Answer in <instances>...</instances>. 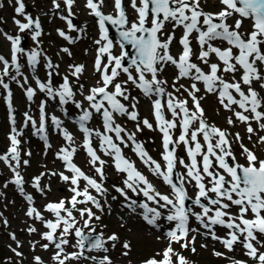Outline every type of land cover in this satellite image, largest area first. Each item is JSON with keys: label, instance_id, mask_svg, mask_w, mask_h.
Wrapping results in <instances>:
<instances>
[{"label": "snow or ice", "instance_id": "obj_1", "mask_svg": "<svg viewBox=\"0 0 264 264\" xmlns=\"http://www.w3.org/2000/svg\"><path fill=\"white\" fill-rule=\"evenodd\" d=\"M7 2L14 3L16 16L23 17L24 22L13 17L19 32H31V38L38 47L37 38L42 34L39 19L26 13L24 0ZM74 3L75 0H63L68 16H61V19L67 21L69 29L83 32V29H76L69 19ZM204 4L205 0H85V7L95 18L98 28V38L93 41L97 46L93 67L99 73L95 85L86 90L83 84L77 88L70 80V76L79 80L85 71L83 64L69 65V75L63 76L62 83L56 86L52 77L59 74L56 72L59 65L45 56L48 71L46 79L41 80L35 75L41 52L37 48L25 50L19 34L0 32L9 42V55L0 54V88L6 93L4 98L10 125L9 146L0 154V162L12 173L4 187L9 183L15 185L27 201L25 215L44 225L46 230L40 233V237L46 243L39 246L44 250L50 246L54 249L51 256L54 264H83L84 261L114 264L109 253L118 244L125 257L132 250L130 241H122L116 233H97L93 223L101 220L93 209L103 212L101 201L106 203L108 195L104 186L108 161L101 154L110 158L117 173L123 174V186L113 185V188L124 198L130 212L136 214L137 209L141 210L138 214L143 221L155 229L160 228V220L170 225L157 237L167 241L166 247L143 259L140 264H190L173 245L178 244L180 249H190L195 253L196 235L210 236L228 252H234V246L239 244L252 264H264V158L246 146L237 132L233 138L239 143L245 163L238 162L230 139L232 134L209 124L201 104L206 95H215L219 105L232 113L227 123L230 126L236 123L244 125L248 139L252 140L256 135V144L264 145V135L257 132V128L264 132V0H216L213 7L218 10L214 12L205 11ZM52 5L53 9H61L59 0H52ZM3 7L4 3L0 2V8ZM106 7H110L111 11L105 12ZM109 25L117 29L119 41L116 44L109 37ZM168 25H171V31L166 32ZM177 29L182 33L178 40L180 48L173 54L171 45L177 39ZM58 34L69 43L75 42V38L63 30H58ZM117 45L119 54L113 51ZM127 46L135 50L134 56L126 50ZM61 51L72 55L66 47ZM21 57L26 58L33 72L35 88L23 71ZM169 66L176 69V76L170 85L172 91H168V81L160 78ZM122 75L126 77L123 80L119 79ZM181 80L190 83L185 86L180 83ZM12 82L24 90L29 102L39 90L47 98L58 100L65 115V105L73 104L79 110L74 122L82 134L81 144L76 143L74 134L64 127L59 117H49L46 100L38 106V121L28 111L23 114V127L30 124L33 134L45 141L46 149L51 147L47 135L49 119L65 141L55 153L64 171L41 172L32 178L31 186L41 195H45L48 187L41 185L45 176H59L68 185L70 197L44 205V211L52 219L45 218L34 206V197L24 187L26 181L21 168L29 166L30 161L22 159L21 155L23 129L16 127V110L10 88ZM129 83L151 101L155 129L149 119L140 118L139 100L131 94ZM199 85L203 86L205 95H200ZM77 93L82 99H76ZM184 93L187 96L181 99ZM166 112L171 114V119L167 118ZM94 116L100 117V128L89 126ZM118 117L135 122V131H129L118 123ZM253 123L257 127L254 128ZM144 127L162 134L160 161L154 159L136 138V133ZM177 129L178 136L174 135ZM94 138L98 146L94 144ZM180 145L185 148L187 161L176 154ZM127 147H131L153 177L168 186V192L159 191L137 168L136 162L124 154L123 148ZM80 148L86 153L93 175L87 174L74 162ZM24 155L31 157L32 153L29 151ZM178 164L184 172H177ZM189 185L195 189L194 198L189 195ZM129 192L136 197L142 195L144 199H133ZM186 201H191L200 211L187 207ZM233 207L237 210L235 213L232 212ZM0 218L7 227L9 221L3 218V213H0ZM192 218L199 227L191 226ZM217 225L227 229L224 237L216 234L214 229ZM200 228L205 231L201 233ZM27 231L32 234L37 229L29 226ZM9 237L16 247H8L22 264L24 253L18 250L22 244L15 233H9ZM30 243L35 250L39 242ZM69 247L73 250L68 251ZM91 252L97 254L91 255ZM213 255L225 257L224 252L215 250ZM225 258L230 264H248L247 260ZM32 259L33 264H45L40 256H33Z\"/></svg>", "mask_w": 264, "mask_h": 264}, {"label": "rangeland", "instance_id": "obj_2", "mask_svg": "<svg viewBox=\"0 0 264 264\" xmlns=\"http://www.w3.org/2000/svg\"><path fill=\"white\" fill-rule=\"evenodd\" d=\"M35 6H37V10L35 9H27L25 7V11L28 14L29 12L32 13L36 12L37 14L41 15L48 12H55V16L53 18V21H49V16L42 18L43 19V36L39 40V46H34V48H37L38 51L41 52V48L44 49L43 54L41 53V63L39 65L38 73H40V77L45 80L47 77V71L48 69L43 67L46 63L44 57L47 55H50L52 57L53 64L59 65V74L61 80L62 76L67 74L68 67L71 64H75L76 62H82L85 66L84 73L80 76L79 80L72 81L73 85L78 88L79 84H83L85 90L94 86L96 83V80L99 78V73H96L94 70V58L96 55V45L93 43L94 39L98 38V28L96 24V20L94 17H92L89 14V10L85 7V0H75V3L72 7V15L69 17L70 19L74 20L75 22V28L76 29H83V32L75 31L73 29H69L66 24V20L61 19V16H68L67 9L65 5L63 4V0H59V3L61 4V9H53L52 0H24V2H32ZM0 2L4 3V7L0 8V32L5 29L4 32L9 33L7 28L18 30L17 26L13 23V17L16 16V13L14 12V3L9 4L7 0H0ZM43 2V6H40L39 4ZM209 4H215L216 0H205L204 4V10L210 11L211 7ZM52 5V6H50ZM26 6V5H25ZM109 11H111L110 7L108 8ZM129 14L131 15V10L129 9ZM34 16V15H33ZM35 17V16H34ZM16 18L21 19L23 21V17L16 16ZM57 25V34L54 35V27ZM245 27H247V23L245 24ZM58 30H63L67 35L75 38V42L69 43V41L65 40L63 37H61L58 34ZM165 31H171V25L165 28ZM23 34V33H22ZM67 42L69 46L67 47L72 55L69 56L66 53H63L60 50V46L63 47V44ZM117 40H115L116 44ZM4 43L3 38L0 35V44ZM177 48L172 50L173 54H176L179 50V45H176ZM65 48V47H63ZM115 54H119V47L118 45L113 49ZM57 52V53H56ZM77 55L75 57L74 55ZM53 56L57 58V61L54 60ZM74 58L73 63H71V59ZM199 63V61L197 62ZM58 69V68H57ZM64 71V73H61ZM171 71L173 74L168 75L162 73L160 78L165 79L168 81V91H172V88L170 85L172 84L173 79L176 76V70L171 66ZM57 76V75H53ZM29 82L32 87H36L34 84V79L32 78L33 75H29ZM125 76H121L119 79L123 80L125 79ZM53 83L56 86H59V84L56 81L57 78L52 77ZM180 83L184 84L185 86H188L190 81L188 80H181ZM201 87V92H203V86L199 85ZM129 90L131 91V94L133 96H136L139 100L138 103V111L139 116L141 119L147 118L150 122L153 123L154 129H155V120L152 115V111L150 109V100L143 96V94L136 89L131 83L128 85ZM13 92L16 96V102L13 103V106L15 108V115L16 120L24 119V113L28 111L33 117L35 116V103H29L26 99V96L23 92L19 91L15 87H13ZM200 95H205V93H200ZM187 94L184 93L182 95L183 98H186ZM45 94H40L39 90H37L36 93V99L39 100L41 98H44ZM76 99L80 100L82 97L77 93ZM206 100V101H205ZM205 100L201 101L202 107L205 110V119L209 124H214L217 127H220L221 129H226L231 136L234 137V134L236 132H240L241 136L244 137L245 142L248 139V133L246 132L245 126L236 123L233 126H230L227 123V118L232 115V113L225 111L222 109V107L219 105L217 98L215 95H206ZM85 107H87V102L84 104ZM189 107H191V100L189 99ZM8 117V116H7ZM117 122L124 124L126 128H128L130 131H135V122L128 120L126 117H118ZM1 125V123H0ZM16 127L19 129V123H17ZM253 127H257L255 123H253ZM235 131V133H233ZM10 132V125L9 121L7 120L6 125L3 126L0 132V154H3L6 150V146L8 145V133ZM257 132L259 135H264V132H261L257 128ZM174 135H179V129L175 130ZM136 137H139L142 139V141L145 143L146 147L152 152L153 157L155 159H161L160 158V152L161 150V133L158 130H150L146 127L143 128L142 131L136 133ZM253 141L257 140V136L253 135L252 137ZM251 141V140H249ZM94 144L98 143L94 138ZM237 149V155L238 158L244 161L243 156L241 155V149L238 147L237 143L234 145ZM262 146L259 145L257 148H261ZM58 150L55 149H45L40 148L39 146L35 145L33 147V152L30 157L31 163L35 168V172H37L38 175H40L41 172H49V171H55L63 168V165H61L60 160L56 158L55 153ZM181 154H178L181 152ZM83 154L84 150L82 149ZM262 152V151H259ZM126 154L129 157L130 160H133L136 162V166L143 171V173L148 176V178L152 181V183L156 184V187L159 191L162 190V188L165 186L162 181L159 178L153 177L151 173L148 171V169L140 162L138 157L132 152L130 147L126 148ZM176 154L180 158H184L187 161V155L185 152V148L183 145L177 146L176 148ZM102 158L107 160L108 163L105 165V172L108 173L109 176H106V179L104 181V186L108 189V195H107V202L105 203L103 200L101 203L104 206V211L100 212L99 210L93 209L96 211L97 215L101 216L100 221H94V226L96 227L97 233L100 231H103L105 235L116 233L120 239L127 240L131 242L132 250L129 253L127 257L122 255V248L118 244L117 247L114 250L110 251V256L112 257V260L114 264H138L143 259L153 255L157 251H160L161 248L166 247L167 241L166 240H158L157 237L161 236L162 233L159 229H155L151 226H148L144 221L141 220V216L138 214L141 210L137 209V213H131L130 210L125 206L126 202L123 197L120 196L119 193H117L113 185L122 187V176L123 174H119L116 172L115 168L112 165V162L109 157L103 156L101 154ZM76 159L81 161L83 163V170L87 174L93 175L94 173L90 169L89 165L87 164V158H83L80 156V153L77 152ZM0 169L7 170L9 173H6L3 178H6L7 176H11L12 173L8 168H4L2 166V162H0ZM27 169L22 167L21 172L23 173ZM182 166L179 164L177 165V172H184ZM105 173V174H106ZM117 174L116 176H114ZM108 180V181H107ZM43 184L49 183L51 192L49 193V198L57 199H63L65 196L68 198L71 193L68 191V185L65 184L59 176H52L48 177L45 176L42 178ZM189 195L194 197L195 195V189L192 188V186H188ZM60 193V194H59ZM95 195V193H93ZM53 195V196H52ZM59 195H63L58 197ZM129 196H131L133 199L136 197L133 193L129 192ZM142 196V195H141ZM139 196V197H141ZM112 197H116L115 200L112 199ZM20 202H17V199H8L5 203H3L0 195V213H3V218H8L11 222V226L9 229H6L3 226L2 218H0V253L4 254V257L0 259V261H4L6 263H13V264H20V258L16 257L9 249V245H11L13 248L16 247V244L14 241L9 239V233H15L16 237H20L23 240L22 248L18 249L19 251H22L24 253V257L22 260V264H33V256H38L37 254L41 255L40 257L48 262L49 264H54V262L51 260L52 255H48L46 251L41 250V247L39 246L42 244V240L40 237V233L44 231L42 225L40 223H37L38 221L28 218L25 215V211L27 208H24L22 212L16 213V210L19 208ZM196 208L195 206H193ZM195 210V209H194ZM198 211V210H195ZM195 220V218H194ZM196 221V220H195ZM29 226H33L37 229L36 233L29 234L27 229ZM9 227V225L7 226ZM9 230V232H8ZM87 231V230H85ZM222 235H226V231L223 230ZM201 239L202 242H206L205 244L207 247L203 248L200 245V242L195 244L196 246V252L192 253L190 249H187L185 251H182L178 244H174V248L177 251H180L190 262V264H217L218 261L215 259V257L212 255L213 248L217 249V251H221L227 254L228 257H233L236 255L244 254L242 246L237 247V245L234 246L235 251L234 252H228L225 248H221V245L218 241H214L211 239V237H205L203 236ZM38 241L35 250L32 249L30 242ZM73 243L75 241H72ZM110 246V245H109ZM68 251H72L73 249L69 247L67 249ZM91 255H96L97 253L91 252ZM250 263H252L251 260H249ZM71 264H80V262H71ZM83 264H91V261H84Z\"/></svg>", "mask_w": 264, "mask_h": 264}, {"label": "water", "instance_id": "obj_3", "mask_svg": "<svg viewBox=\"0 0 264 264\" xmlns=\"http://www.w3.org/2000/svg\"><path fill=\"white\" fill-rule=\"evenodd\" d=\"M111 30H112V32L114 33V27L111 26ZM127 51H128L131 55H133V56L135 55V50L132 49L131 47H129ZM187 207H188V205H187Z\"/></svg>", "mask_w": 264, "mask_h": 264}, {"label": "trees", "instance_id": "obj_4", "mask_svg": "<svg viewBox=\"0 0 264 264\" xmlns=\"http://www.w3.org/2000/svg\"><path fill=\"white\" fill-rule=\"evenodd\" d=\"M4 257V254L3 253H0V259H2ZM220 263V261H218V263L217 264H219ZM0 264H11V263H6V262H4L3 260L2 261H0ZM13 264V263H12Z\"/></svg>", "mask_w": 264, "mask_h": 264}, {"label": "bare ground", "instance_id": "obj_5", "mask_svg": "<svg viewBox=\"0 0 264 264\" xmlns=\"http://www.w3.org/2000/svg\"><path fill=\"white\" fill-rule=\"evenodd\" d=\"M117 30V29H116Z\"/></svg>", "mask_w": 264, "mask_h": 264}]
</instances>
